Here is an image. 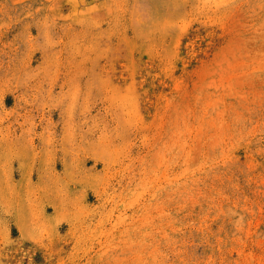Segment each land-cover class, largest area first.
I'll return each instance as SVG.
<instances>
[{"label": "rangeland", "instance_id": "374dc122", "mask_svg": "<svg viewBox=\"0 0 264 264\" xmlns=\"http://www.w3.org/2000/svg\"><path fill=\"white\" fill-rule=\"evenodd\" d=\"M0 264H264V0H0Z\"/></svg>", "mask_w": 264, "mask_h": 264}]
</instances>
